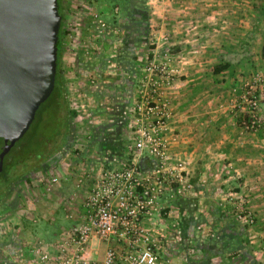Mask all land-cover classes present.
Instances as JSON below:
<instances>
[{
  "label": "crops",
  "instance_id": "1",
  "mask_svg": "<svg viewBox=\"0 0 264 264\" xmlns=\"http://www.w3.org/2000/svg\"><path fill=\"white\" fill-rule=\"evenodd\" d=\"M147 3L154 51L170 47L162 61L179 73L164 91L170 114L165 136L170 155L180 160L191 187L175 194L165 190L146 223L156 234L180 233V254L187 264H264V119L259 130L246 131L237 103L248 74L264 75V0ZM163 34L168 41L159 44ZM126 92L127 98L117 99L124 108L115 130L118 144L109 149L120 159L130 151L124 142V116L136 85L128 83ZM141 161L149 163L145 156ZM52 177L59 183L58 175ZM229 194L247 196L255 217L251 227L239 225L230 215ZM90 243L100 257L103 247L94 239ZM102 243L106 248L127 247L119 241ZM207 252L211 255L205 256Z\"/></svg>",
  "mask_w": 264,
  "mask_h": 264
},
{
  "label": "rangeland",
  "instance_id": "2",
  "mask_svg": "<svg viewBox=\"0 0 264 264\" xmlns=\"http://www.w3.org/2000/svg\"><path fill=\"white\" fill-rule=\"evenodd\" d=\"M147 2L61 0L64 18L60 74L68 108L75 115L69 122L66 141L54 157L11 180L0 198V264H6L7 258L10 264L75 262L79 251L70 236L81 224L83 203L96 173L109 161H124L129 156L126 152L124 159H120L109 150L118 144L115 130L124 109L117 99L128 97V83L137 86L136 77L148 61L160 65L167 62L162 58L170 54L165 53L170 47L164 52L161 47L154 51L156 39L148 24ZM160 37L159 44L168 41L167 35ZM170 68L175 81L179 73ZM252 73L244 80L263 75ZM9 155L22 163L23 155L14 150ZM17 168L20 173V165ZM53 174L58 175L59 183L51 181ZM168 232L155 233L161 245L157 264H187L183 252L180 254V233ZM97 242L103 247L100 257H96L91 243L82 251L93 264L103 259L106 250L104 243ZM113 248L119 254L126 249L123 244Z\"/></svg>",
  "mask_w": 264,
  "mask_h": 264
},
{
  "label": "built area",
  "instance_id": "3",
  "mask_svg": "<svg viewBox=\"0 0 264 264\" xmlns=\"http://www.w3.org/2000/svg\"><path fill=\"white\" fill-rule=\"evenodd\" d=\"M141 71L135 99L124 116L127 121L124 142L129 146L130 157L112 160L96 173L83 203L81 224L70 236L79 251L75 262L70 264H93L82 253L93 239L127 244L122 254L107 247L97 264H157L160 241L146 222L154 216L165 190L175 194L191 187L180 160L170 155V140L165 136L170 114L164 91L174 83V70L166 63L158 65L151 60ZM263 102L264 77L256 74L243 82L237 98L244 112L242 126L246 131L255 132L262 126ZM144 156L149 167L141 170L139 161ZM56 180L51 177L52 182ZM80 182L81 179L77 185ZM226 202L239 225H253L255 217L246 195L229 194Z\"/></svg>",
  "mask_w": 264,
  "mask_h": 264
},
{
  "label": "water",
  "instance_id": "4",
  "mask_svg": "<svg viewBox=\"0 0 264 264\" xmlns=\"http://www.w3.org/2000/svg\"><path fill=\"white\" fill-rule=\"evenodd\" d=\"M60 23L58 0H0V177L54 88Z\"/></svg>",
  "mask_w": 264,
  "mask_h": 264
},
{
  "label": "trees",
  "instance_id": "5",
  "mask_svg": "<svg viewBox=\"0 0 264 264\" xmlns=\"http://www.w3.org/2000/svg\"><path fill=\"white\" fill-rule=\"evenodd\" d=\"M62 9L61 0H58V11L61 16V23L58 30L54 88L49 97L38 107L35 118L25 135L15 142L3 158L2 166L4 174L0 177V198L3 196L11 180L18 178L21 174H27L41 163L52 159L57 150L63 146L69 134V122L74 117L75 112L68 108L64 83L60 74L64 18ZM2 144L3 139L0 138V150ZM12 150L24 156L22 163L13 161L9 155ZM6 157H8L7 161L5 160ZM143 158L139 161V167L141 170H146L149 164L146 166L141 161ZM18 165H20V173L18 172Z\"/></svg>",
  "mask_w": 264,
  "mask_h": 264
}]
</instances>
